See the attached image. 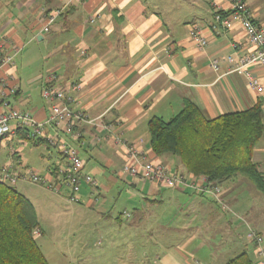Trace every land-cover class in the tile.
I'll return each mask as SVG.
<instances>
[{"label": "crops", "instance_id": "1", "mask_svg": "<svg viewBox=\"0 0 264 264\" xmlns=\"http://www.w3.org/2000/svg\"><path fill=\"white\" fill-rule=\"evenodd\" d=\"M185 1L190 0H0V41L5 43V53L13 57L2 69L8 90L5 97L0 93V112L20 109L39 121L47 120L51 105L42 90L51 83L73 97V108L90 116L104 114L106 123L119 122L121 137L138 143L150 160L163 162L172 173L186 174L176 157L154 153L149 120L154 116L169 120L190 100L209 119L260 102L264 123V89H252L243 72L228 71V63H222L218 70L212 67L216 57L234 52L235 42L242 45L239 54L249 49L239 21L220 28V32L211 28L215 4L227 6V2L212 0L214 10L201 11L190 20V11L184 12ZM246 1L255 20L264 25V0ZM57 10L61 14L48 31L43 30L46 15ZM193 25L207 39L206 47L190 36ZM38 46L44 47L46 53L41 57L52 66L46 75L33 74L24 83L23 67L15 60L33 61L32 49ZM252 69L264 85V67ZM79 129L82 141L70 142L80 146L86 169L92 172L96 184L82 187L80 201L72 209L73 220L60 218L62 207L51 205L57 211L56 230L62 227V235L66 233L60 242L49 240L42 230L36 233L51 264H227L228 257L242 252L249 253L254 264H260L249 231L254 228L264 238V188L242 175L233 177L220 184L228 206L223 208L197 188L168 187L123 172L127 155L122 144L105 130L99 131L104 138L98 143L94 138L97 132L90 126ZM16 136L21 138L22 147L14 153L11 150L6 158L1 145L9 147ZM26 139L19 132L0 137V167L16 162L19 169H33L22 159L28 146ZM32 143L36 145V141ZM49 151L43 155V172L36 171L54 180V170L63 156L60 151L59 158ZM253 161L264 179V132L254 149ZM201 176L190 175L189 182L200 184ZM38 185L45 194L55 193L68 200V187L56 193ZM116 188L120 189L119 197L125 193L128 200H133L128 204L133 206L134 216L127 212V219H113V207L105 197ZM25 195L36 208L40 199ZM76 217L81 221L75 223ZM89 226L92 232L102 226H115L120 232L93 234Z\"/></svg>", "mask_w": 264, "mask_h": 264}, {"label": "built area", "instance_id": "2", "mask_svg": "<svg viewBox=\"0 0 264 264\" xmlns=\"http://www.w3.org/2000/svg\"><path fill=\"white\" fill-rule=\"evenodd\" d=\"M225 1L227 6L215 4V17L211 28L213 31L220 32V28H229L235 21H239L245 31L249 49L241 55L239 50L242 45L235 42L232 44L234 52L224 57H216L212 61V67L218 70L222 63H228L229 72H243L248 78L250 87L262 91L264 85L252 68L255 66L264 67V25L255 20L246 0ZM61 12V10H57L46 15L43 30L48 31ZM190 36L199 46H207L208 41L197 25L192 26ZM4 45L5 43L0 41V93L5 97L8 81L2 76V69L12 61L13 57L5 53ZM77 87L74 85V88ZM42 96L51 105V112L47 120L39 121L30 112L20 109L0 112V137L4 138L10 134H16L18 130H24L27 131L28 138L44 139L52 146L58 147L63 156V162L56 168V178L51 180L31 168L19 169L16 162H13L0 167V181L10 185L18 181H30L46 186L56 193H62V187L66 186L70 189L68 200L79 202L82 187L85 184L95 185L96 179L92 172L86 169L80 146H75L70 140L81 142L82 133L79 127L88 125L97 132L94 137L96 142L99 143L103 140L104 135H100L99 131L105 130L116 143L122 144L126 148L127 161L123 165V172H128L143 181H151L168 187L197 188L200 192L212 196L221 207L228 208L222 198L223 188L220 184L211 183L205 175L200 177L202 181L200 184L189 182V174L172 173L169 166L163 162L150 160L138 143H130L121 137V132L117 129L120 126L119 122L106 123L104 114L90 116L82 110L73 108L71 105L73 97L54 84L47 83L43 87ZM49 128H52L54 132L51 133ZM249 238L256 244L260 264H264L263 236L256 229L250 228Z\"/></svg>", "mask_w": 264, "mask_h": 264}, {"label": "trees", "instance_id": "3", "mask_svg": "<svg viewBox=\"0 0 264 264\" xmlns=\"http://www.w3.org/2000/svg\"><path fill=\"white\" fill-rule=\"evenodd\" d=\"M148 128L154 153L176 157L186 174L205 175L213 184L242 175L264 188V179L253 161L254 149L264 132L260 102L209 119L194 102L186 100L169 120L152 117ZM18 132L30 139L27 131ZM40 140L33 139L36 143ZM38 231L40 221L33 202L14 186L0 181V264H51L36 239ZM227 264L254 261L249 253L242 252Z\"/></svg>", "mask_w": 264, "mask_h": 264}, {"label": "rangeland", "instance_id": "4", "mask_svg": "<svg viewBox=\"0 0 264 264\" xmlns=\"http://www.w3.org/2000/svg\"><path fill=\"white\" fill-rule=\"evenodd\" d=\"M183 1V0H181ZM212 0H190V1H185L183 2V5H185L186 10H184V12L187 14L189 11L191 13V19H194L196 16V14H199L201 11H212L214 10V7L211 5ZM35 49V50H34ZM33 56H31V59H33V61H30V58H23L22 60H15L16 64L22 68L24 70V83H26L25 81H27V77L31 76L33 74H47V70L52 66L51 63H46L43 58L41 57L42 54L46 53L44 52V47H40L38 46L37 48H33ZM19 139L21 140L20 137L15 138V140L13 142L10 143L9 147H4L3 145H1L2 149L1 151L3 152L2 154H5L6 158H9V154L10 151L12 150L15 151L16 149H18L19 147H22V142H19ZM36 140H39V138H36ZM27 141V147L25 148V151L22 155V158L27 165H29L30 167H32L33 169L38 170L43 172V163H44V154H48L51 150V152L53 153V155L57 156L59 158V149L58 147H54L51 146L52 148L48 150L47 146L49 145V143L47 141H39L35 144L32 143L33 139H26ZM31 142V143H30ZM51 145V144H50ZM82 154L83 151L81 150ZM14 153V152H13ZM16 156V155H15ZM86 155H84L85 157ZM4 157V158H5ZM89 166H93V163L88 164ZM89 166H87V168H89ZM90 166V167H91ZM98 177V175H97ZM99 178V177H98ZM12 186H14L18 191L22 192V193H27L30 196H32L33 198H39L40 200L36 201V208H37V213H38V217H39V221H40V230L43 231V236H45V234L47 235L46 238H48L49 240L51 239H55L56 241L60 242L62 237L66 236V233H63L64 228L61 227V231H57L56 229H58V225H56V221L58 220V216L56 215L57 211H53L52 210V206L54 203L59 204L62 207V211L63 216L60 215L59 217H65L70 219H74V214H73V208L75 207L74 205H77L76 203L79 202H69L67 199L62 198L60 196H58L55 193H49V195L45 194V192H42L43 188H41L40 185L36 184V183H32L30 181H18L17 183L11 184ZM125 190V189H124ZM122 190V191H124ZM119 191L117 188L113 189L112 191L108 192L106 194V199H107V203L112 206L113 208L110 209V211H112V216L113 219L114 218H121L123 220L127 219L126 217V213H133L134 216V208L133 206H129V202H132L130 200H128V196L124 193L122 196L119 197ZM130 199V198H129ZM139 201V199H138ZM128 210V211H127ZM109 211V212H110ZM78 218L76 222L81 221L80 217H76ZM79 226H77L78 228ZM72 227H70L71 229ZM106 228V229H105ZM86 229V228H85ZM98 230V232H96V230H94V232H92V226L88 227V230L91 231V233L93 234H102V232H105L106 235H116L119 234L120 231L117 230V228L115 226H109V227H105L102 226L100 228H96ZM56 230V231H55ZM87 230V229H86ZM59 233V235H58ZM55 237V238H54ZM37 240H41V236L39 238H37ZM38 241V242H39ZM45 250V249H44ZM234 254V253H232ZM230 260V257H228ZM219 261V260H218Z\"/></svg>", "mask_w": 264, "mask_h": 264}]
</instances>
